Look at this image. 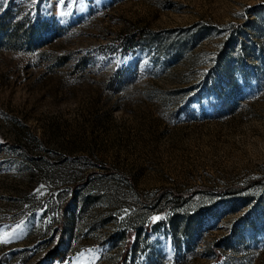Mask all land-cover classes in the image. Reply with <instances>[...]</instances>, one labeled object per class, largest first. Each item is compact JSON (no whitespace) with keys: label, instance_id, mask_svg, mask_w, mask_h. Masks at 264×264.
<instances>
[{"label":"rangeland","instance_id":"rangeland-1","mask_svg":"<svg viewBox=\"0 0 264 264\" xmlns=\"http://www.w3.org/2000/svg\"><path fill=\"white\" fill-rule=\"evenodd\" d=\"M0 264H264V0H0Z\"/></svg>","mask_w":264,"mask_h":264},{"label":"trees","instance_id":"trees-1","mask_svg":"<svg viewBox=\"0 0 264 264\" xmlns=\"http://www.w3.org/2000/svg\"><path fill=\"white\" fill-rule=\"evenodd\" d=\"M233 189L240 190L241 188H239V189L238 188H233ZM160 194H162V195L166 194V195L172 196L175 200H180V199H183V198H185L187 196V194H179V193H177V192H175L173 190H170V189L164 190ZM53 253H55V255L57 257L61 255L58 250L54 251Z\"/></svg>","mask_w":264,"mask_h":264},{"label":"snow or ice","instance_id":"snow-or-ice-1","mask_svg":"<svg viewBox=\"0 0 264 264\" xmlns=\"http://www.w3.org/2000/svg\"><path fill=\"white\" fill-rule=\"evenodd\" d=\"M157 219H159V217H153V220H157Z\"/></svg>","mask_w":264,"mask_h":264}]
</instances>
